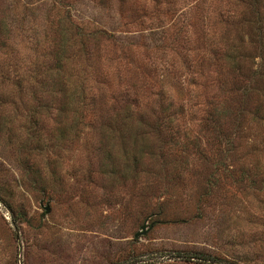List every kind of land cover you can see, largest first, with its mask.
I'll use <instances>...</instances> for the list:
<instances>
[{
	"label": "rangeland",
	"instance_id": "obj_1",
	"mask_svg": "<svg viewBox=\"0 0 264 264\" xmlns=\"http://www.w3.org/2000/svg\"><path fill=\"white\" fill-rule=\"evenodd\" d=\"M247 1L0 0V264H264Z\"/></svg>",
	"mask_w": 264,
	"mask_h": 264
},
{
	"label": "trees",
	"instance_id": "obj_2",
	"mask_svg": "<svg viewBox=\"0 0 264 264\" xmlns=\"http://www.w3.org/2000/svg\"><path fill=\"white\" fill-rule=\"evenodd\" d=\"M253 0L247 1V4L251 7H253L254 3H252ZM251 12V11H250ZM252 13V12H251ZM258 13L259 11H253L251 15H253L250 19H243L245 22H247L251 26V30L249 35H247L248 43L253 46L255 49L258 48L259 46L261 47V44L264 43V35L261 33L260 27L257 26L258 19L256 21V18H258ZM256 21V24L254 23ZM256 25V26H255ZM255 27V28H254ZM2 37L3 35H0V45L3 44L2 42ZM244 35L241 36L240 41L243 40ZM256 45V47H255ZM229 46H236L235 43H230ZM224 52L228 55L231 56V59H233L232 63V68L238 72V74L241 75L243 79L240 80H235L233 82L234 88L236 91L240 90L241 99H244L245 102L248 98H252V105H247L245 104L242 100H239L238 103H240L239 106H235V111L237 112V115L241 113H249L251 118L248 121L253 122L254 125L263 126L264 125V116H263V97L260 98V95L263 94L264 92V84L262 82V79H260V76L262 75V72H260L259 68L251 69V71L248 72V75L238 67V65L235 64V54L231 50V48L226 47L223 49ZM237 49L235 50L236 53ZM19 87V86H17ZM256 98V99H255ZM218 119V118H217ZM214 118L215 124H218V120ZM237 119L232 118L231 123L234 125H237L235 122ZM241 123V122H240ZM221 124V123H220Z\"/></svg>",
	"mask_w": 264,
	"mask_h": 264
},
{
	"label": "water",
	"instance_id": "obj_3",
	"mask_svg": "<svg viewBox=\"0 0 264 264\" xmlns=\"http://www.w3.org/2000/svg\"><path fill=\"white\" fill-rule=\"evenodd\" d=\"M46 210L48 211V208H46ZM145 226H146V224H144V225L141 227V230L138 231V232L136 233L135 236H138V235H140V234H144V233L146 232V230H147V228H145Z\"/></svg>",
	"mask_w": 264,
	"mask_h": 264
}]
</instances>
